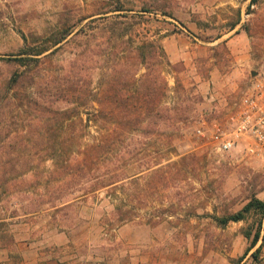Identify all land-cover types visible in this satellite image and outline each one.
<instances>
[{
	"label": "rangeland",
	"instance_id": "rangeland-1",
	"mask_svg": "<svg viewBox=\"0 0 264 264\" xmlns=\"http://www.w3.org/2000/svg\"><path fill=\"white\" fill-rule=\"evenodd\" d=\"M123 1L140 14L142 37L159 40L167 52V105L184 102L189 109L182 121L163 119L155 134L132 136L135 148L148 142L145 153L121 163L127 173H139L133 185L91 193L71 209L45 206L35 216L8 214L13 242L1 248L0 264H264V239L247 253L252 238L245 234L260 228L264 237V211L251 208L244 220L227 225L211 216L234 214L254 198L264 201V155L247 154L242 145L219 152L196 133L202 118L229 128L248 87L264 73V0ZM101 2L0 0V58L19 53L22 33L45 35L65 23L81 29L101 11ZM82 43L60 51L63 63L83 49ZM85 73L96 82L100 70ZM86 126L83 143L88 144L97 132ZM53 168L47 161L40 171ZM120 201L124 208L125 202L131 205L136 219L116 230L104 227L105 215ZM150 217L155 223L146 221ZM69 221L80 224L69 228Z\"/></svg>",
	"mask_w": 264,
	"mask_h": 264
},
{
	"label": "trees",
	"instance_id": "trees-1",
	"mask_svg": "<svg viewBox=\"0 0 264 264\" xmlns=\"http://www.w3.org/2000/svg\"><path fill=\"white\" fill-rule=\"evenodd\" d=\"M101 1V11L81 29L65 23L45 35L22 33L19 53L0 58L6 67L0 72V250L13 242L8 214L35 216L45 206L71 209L91 193L105 188L116 193L133 185L139 173H127L121 163L145 153L148 142L135 148L132 136L155 134L161 122L182 121L189 109L184 102L167 105L164 69L171 62L159 40L142 37L140 14L126 9L123 0L106 7V0ZM78 36L83 39L76 42ZM72 43L80 48L65 64L60 51ZM87 63L94 64L88 69L100 70L96 82L85 73L90 71ZM60 102L68 105L60 107ZM86 125L97 132L88 144L83 143ZM47 161L54 168L41 172ZM77 192L83 193L74 196ZM120 202L105 215L104 227L116 230L136 219L131 205L125 202L124 208ZM251 208L264 211V201L254 198L234 214L211 216L227 225L244 220ZM146 221L155 223L154 217ZM74 222L69 221V228L79 226ZM245 234L252 238L247 253L264 239L260 228L253 236L251 229Z\"/></svg>",
	"mask_w": 264,
	"mask_h": 264
},
{
	"label": "built area",
	"instance_id": "built-area-1",
	"mask_svg": "<svg viewBox=\"0 0 264 264\" xmlns=\"http://www.w3.org/2000/svg\"><path fill=\"white\" fill-rule=\"evenodd\" d=\"M229 128L202 118L196 133L210 139L219 152L242 145L250 155H264V73H258L243 95Z\"/></svg>",
	"mask_w": 264,
	"mask_h": 264
}]
</instances>
